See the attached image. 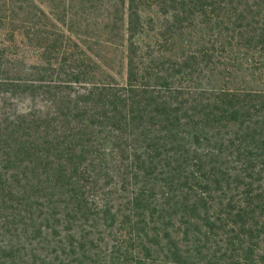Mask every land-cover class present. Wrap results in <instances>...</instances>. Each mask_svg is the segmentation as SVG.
<instances>
[{"label": "trees", "instance_id": "trees-1", "mask_svg": "<svg viewBox=\"0 0 264 264\" xmlns=\"http://www.w3.org/2000/svg\"><path fill=\"white\" fill-rule=\"evenodd\" d=\"M0 264H264V0H0Z\"/></svg>", "mask_w": 264, "mask_h": 264}]
</instances>
